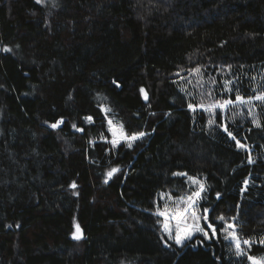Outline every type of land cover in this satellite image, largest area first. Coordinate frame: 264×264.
Wrapping results in <instances>:
<instances>
[{
  "label": "trees",
  "instance_id": "1",
  "mask_svg": "<svg viewBox=\"0 0 264 264\" xmlns=\"http://www.w3.org/2000/svg\"><path fill=\"white\" fill-rule=\"evenodd\" d=\"M0 43V264H248L230 224L264 254V101L235 100L264 95V0H0ZM197 69L225 113L177 83ZM104 105L142 137L112 151ZM178 172L205 181L209 240L162 229Z\"/></svg>",
  "mask_w": 264,
  "mask_h": 264
},
{
  "label": "rangeland",
  "instance_id": "2",
  "mask_svg": "<svg viewBox=\"0 0 264 264\" xmlns=\"http://www.w3.org/2000/svg\"><path fill=\"white\" fill-rule=\"evenodd\" d=\"M8 49L7 46H3L0 43V52L6 51ZM255 78H253V83L254 85H257V88H259L260 83L257 82L258 78H263L264 77V67L258 68V70L256 69L255 72ZM239 78V76H238ZM236 76H234L233 74H226L223 76V81L226 82L228 79H230L231 81H235V83H239V80H242L241 78L238 79ZM257 78V79H256ZM177 83L179 84V86L186 91L189 95L191 96H195L197 92H204L207 96H209V102L208 103H204V107H200V105L198 107H193V108H203V109H208V105L210 104H214V103H223V101H213V96L211 93V87L214 84V80L207 76L204 77V75H202V71H193V72H189V73H179L176 77ZM211 85V86H210ZM254 90H255V86H253ZM205 88V89H204ZM204 90V91H203ZM239 96L244 97L242 94H239ZM256 96H260L259 94ZM249 97V98H245V100H249V103H244L245 106L247 107V111L249 112V114H252V108H251V103L255 101V97ZM237 103H239V101H237ZM229 106V105H228ZM227 106V107H228ZM227 107L225 108H215V109H211L209 111L213 112L216 111L217 109H223V113H225ZM102 110L105 116V121L107 124V130H108V135H104L102 134L100 136V139H103L105 141H108L110 143L111 146V150L114 151L117 149V147L121 144V143H126V144H130L132 145L134 143V141L138 138H141L142 136H137V138L135 140H131L130 136L125 134V131L122 127V125L120 124V122L118 121V118L116 117L115 113L113 111H111L109 109L108 106L104 105L102 106ZM111 121V123H109ZM258 121H254V124H257ZM113 141H115V143H113ZM249 161L253 162L254 159L252 156L249 157ZM113 167L111 165H108V167H106V172L107 174H109L112 171ZM178 173H184V172H178ZM183 176L184 179L186 180V182L188 183L189 187L191 188V193L189 194H185L182 196H173L172 194H170L169 192H160L159 193V201H158V210L157 213L159 211H164L165 207L167 206V211L169 212V215L171 216V212L172 209L175 207L176 203H180L179 198L180 197H184L185 199L188 196H191L194 192L199 191V186L197 184L193 183V179L197 180L200 182V184L203 185V191L200 193V197L198 199H196L195 205L193 207V210L196 212V214L198 216L201 217L200 220V224L202 227L203 226V217L208 214V210L207 212H205V210L202 208V202L204 201L205 197H206V187H205V181L204 179H200L197 177H193L190 175H180ZM254 185V181L250 178L247 177L244 182H243V186H242V192L247 191L248 188L250 186ZM185 205L183 203H180V207H184ZM187 215V214H186ZM162 218V229L163 231L166 233L167 238L170 241L175 242V239H170L168 233L164 230V222H165V217L164 216H160ZM171 225H172V234L173 236L176 235V221L174 219H169L168 221ZM188 223L191 224L192 220L190 217H188ZM231 225V224H230ZM233 227H230L227 232H234L236 233V228L234 225H232ZM205 228V227H204ZM206 231H208L205 228ZM237 234V233H236ZM197 235H203L200 232H192L191 238L197 236ZM238 236V235H237ZM208 240L211 238L210 233L208 231V237H206ZM239 238V237H238ZM189 239L184 240L183 244H177L178 246H182L184 245ZM228 240V251L229 253L234 256L235 258H246L247 263L251 264V261L248 259V256L251 255L249 253L248 248L250 247L248 244H244L243 241L244 240H240L241 242V250H242V254H237V250L235 247V242L231 239H227ZM262 240H264V237L262 238ZM253 256V255H251ZM258 259L264 260V254L259 255V256H254Z\"/></svg>",
  "mask_w": 264,
  "mask_h": 264
},
{
  "label": "snow or ice",
  "instance_id": "3",
  "mask_svg": "<svg viewBox=\"0 0 264 264\" xmlns=\"http://www.w3.org/2000/svg\"><path fill=\"white\" fill-rule=\"evenodd\" d=\"M39 2V0H38ZM199 71V69H197ZM255 99L264 101V95L256 96ZM236 101H239L240 103H249V100H245L244 97H241L237 95L235 97ZM234 101L232 100H225L223 103H214L208 105V110L215 109V108H225L228 105L232 104ZM189 107H193L192 105H189ZM200 107H204L203 104L200 105ZM111 123V121L109 122ZM56 125H53L55 127ZM227 130V129H226ZM139 135H143V133H140ZM231 135V133H229ZM137 138L136 135H133L130 137L131 140H135ZM235 139V137H233ZM115 143V141H113ZM239 143V142H237ZM131 145L129 144V147ZM243 147V145H241ZM118 171V169H113L112 172L109 173V176L112 175V173ZM175 175H187L186 173H176ZM193 183L197 184L199 186V191L194 192L191 196H188L186 199L184 197H180L179 201L180 203H183L185 206L180 207V203H176L175 207L172 209L171 216L169 215V212L167 211V206L165 207L164 211H159L157 215L164 216L165 222H164V230L168 233L170 239H175V242L177 244H183L184 240L191 239L192 232H200L203 234V236L208 237V231L205 230L204 227L201 226L200 220L201 217L196 214V212L193 210V207L195 205L196 199L200 197V193L203 191V185L200 184L199 181L193 179ZM205 212H207V209H205ZM187 214V215H186ZM188 217L191 218L192 223H188ZM169 219H174L176 221V235L173 236L172 234V225L168 222ZM205 221L208 220L207 215L203 217ZM219 220L224 221L225 218L223 216L218 217ZM78 227V226H77ZM229 227H233L232 225H229ZM207 228L210 229L215 235L216 229L213 227L212 223H207ZM225 235V239H231L235 242V247L237 250V254H242L241 250V242L234 232H227ZM79 239L80 237H75ZM244 244H248L251 246V242L249 240H244ZM261 243H264V240L261 241ZM248 259L251 261V264H264V260L258 259L254 256L249 255Z\"/></svg>",
  "mask_w": 264,
  "mask_h": 264
},
{
  "label": "water",
  "instance_id": "4",
  "mask_svg": "<svg viewBox=\"0 0 264 264\" xmlns=\"http://www.w3.org/2000/svg\"><path fill=\"white\" fill-rule=\"evenodd\" d=\"M53 125H55V124H51V127H53ZM56 127V126H55ZM75 237H80L79 239H77V238H75ZM72 238H73V240H82L83 238H85V233H84V231L82 230V228L81 227H76L75 229H74V232H73V234H72Z\"/></svg>",
  "mask_w": 264,
  "mask_h": 264
}]
</instances>
